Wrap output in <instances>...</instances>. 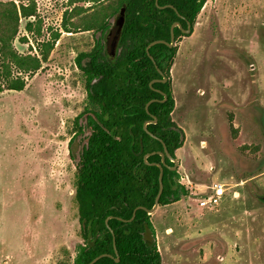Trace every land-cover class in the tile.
<instances>
[{
  "label": "rangeland",
  "instance_id": "obj_1",
  "mask_svg": "<svg viewBox=\"0 0 264 264\" xmlns=\"http://www.w3.org/2000/svg\"><path fill=\"white\" fill-rule=\"evenodd\" d=\"M15 1L36 7L32 32L21 19L20 53L40 56L38 43L60 36L23 90L0 92V264H73L83 238L70 152L87 102L76 57L100 34L84 27L99 1ZM175 43L179 181L223 183L227 196L206 209L189 193L151 213L162 264H264V0H206Z\"/></svg>",
  "mask_w": 264,
  "mask_h": 264
},
{
  "label": "trees",
  "instance_id": "obj_2",
  "mask_svg": "<svg viewBox=\"0 0 264 264\" xmlns=\"http://www.w3.org/2000/svg\"><path fill=\"white\" fill-rule=\"evenodd\" d=\"M98 1L95 15L100 11L99 16L84 21V27L100 34L91 50L81 51L76 57L85 75L87 102L75 119L74 135H83L80 151L78 155L70 152L76 161L75 198L83 238L73 264H89L103 253L116 256L114 237L120 260L103 256L94 264H162L151 214L137 209L134 219H128L137 206L153 207L159 190L160 169L151 163L161 161L156 151L163 150L165 143L176 157V151L185 142V132L172 118L175 97L171 69L178 45H152L149 52L154 60L148 55L147 46L158 39L170 41V29L175 21L182 28L191 23L193 31L206 0ZM123 7L124 25L112 57L110 42ZM35 8L34 3L0 0V92L23 90L27 84L25 76L42 68L59 39V33H55L51 39L38 43L40 56L20 53L15 48L21 19L26 20L27 31L34 30L31 17L36 14ZM63 26L65 31H71L66 21ZM36 30L40 33V29ZM174 31L176 41L191 34L183 33L179 26H175ZM20 40L27 39L23 36ZM156 65L167 80L154 82L151 87L152 80L162 78ZM164 93L166 99L161 101ZM152 99L158 100L151 102L147 109L146 104ZM153 115L156 122L148 123L147 129L156 137L144 128V123L152 120ZM75 138L69 142L70 149ZM150 152L155 153L147 158L150 162L147 163L144 156ZM166 162L160 206L189 195L179 181L178 167L171 169L174 162L169 158ZM108 217L110 227L106 223Z\"/></svg>",
  "mask_w": 264,
  "mask_h": 264
},
{
  "label": "water",
  "instance_id": "obj_3",
  "mask_svg": "<svg viewBox=\"0 0 264 264\" xmlns=\"http://www.w3.org/2000/svg\"><path fill=\"white\" fill-rule=\"evenodd\" d=\"M156 3H158V0H156ZM172 7V5H169ZM124 20H125V8L123 7L122 10H121V15H120V18L117 20V30H116V33L114 34L111 42H110V56H114L115 55V52H116V46H117V42H118V38H119V35H120V32L122 30V27L124 25ZM175 26H179L183 33H186V34H189L191 33L192 29H191V23H188L187 25V28H182L181 24L178 22V21H175L172 23L171 25V29H170V33H171V39L170 41H167V40H164V39H158V40H154L152 41L148 46H147V53L148 55L151 57V59L154 60L153 56L150 54L149 52V48L156 44V43H164V44H167L168 46L172 47L175 42H176V39H175V31H174V28ZM156 68L158 70V72L162 75V78H156L154 80H152L150 82V86L153 87V83L154 82H158V81H162V82H165L167 80V77L165 76V74L163 73V71L158 67V65H156ZM157 91L161 92V90L159 89H156ZM166 99V94L164 93V99H161V101L165 100ZM155 100H158V99H152L150 100L147 104H146V108L148 109V106L151 102L155 101ZM151 122H156V116L153 115V119L152 120H149V121H146L144 123V128L146 129V131L148 133H150L151 135L155 136L153 133H151L148 129H147V124L148 123H151ZM156 137V136H155ZM158 152V154L161 155V161L160 162H153L151 164H154L156 166L159 167L160 169V173H159V190H158V193L156 195V198H155V203L153 205L152 208H147L143 205H140V206H137L134 211H133V214H132V217L128 220H132L134 219L135 215H136V211L137 209H144L146 210L149 214L153 213L158 207H159V199L161 197V194L163 192V171H164V166L167 165V162H166V158H169L170 160H172L174 162V165L171 166L170 168L171 169H176L178 166H179V160L176 158V157H173L171 155V153L169 152L168 148H167V145L165 143H163V150L161 151H156ZM155 152H150V153H146L145 156H144V159L146 160L147 163H150L147 161V158L154 154ZM108 220H109V217L106 219V223L109 226L108 224ZM111 229V228H110ZM111 232L114 234L113 230L111 229ZM148 237V232H147V235ZM114 247H115V253H116V256L110 254V253H103V254H100L98 256H96L92 261H90L89 264H94L97 260H99L101 257L103 256H108V257H114L116 261H119L120 260V257H119V254H118V250L116 248V244H115V237H114Z\"/></svg>",
  "mask_w": 264,
  "mask_h": 264
},
{
  "label": "built area",
  "instance_id": "obj_4",
  "mask_svg": "<svg viewBox=\"0 0 264 264\" xmlns=\"http://www.w3.org/2000/svg\"><path fill=\"white\" fill-rule=\"evenodd\" d=\"M186 180L187 181H184V177H182L180 183L185 186L190 195L194 194L196 196L195 199L202 208L214 209L219 206L227 196V188L223 183L215 182L212 184H205V189L203 190L195 189L192 180L187 175Z\"/></svg>",
  "mask_w": 264,
  "mask_h": 264
},
{
  "label": "crops",
  "instance_id": "obj_5",
  "mask_svg": "<svg viewBox=\"0 0 264 264\" xmlns=\"http://www.w3.org/2000/svg\"><path fill=\"white\" fill-rule=\"evenodd\" d=\"M179 149H180V148H179ZM179 149H178V150H179ZM178 150H177L176 152H178Z\"/></svg>",
  "mask_w": 264,
  "mask_h": 264
}]
</instances>
